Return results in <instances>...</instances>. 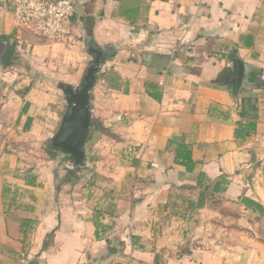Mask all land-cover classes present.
Returning a JSON list of instances; mask_svg holds the SVG:
<instances>
[{"label": "crops", "instance_id": "crops-1", "mask_svg": "<svg viewBox=\"0 0 264 264\" xmlns=\"http://www.w3.org/2000/svg\"><path fill=\"white\" fill-rule=\"evenodd\" d=\"M10 1L0 55L16 43L38 76L14 51L0 68V264H90L106 251L107 264H264V233L248 232L264 221L252 177L264 169V0H71L63 44L15 28ZM89 46L117 47L91 92L101 125L75 183L56 191L57 162L73 168L48 147L65 111L49 82L77 84ZM234 52L254 70L239 93ZM178 144L190 172L174 163ZM212 200L242 212L226 217L240 234L222 242L195 222Z\"/></svg>", "mask_w": 264, "mask_h": 264}, {"label": "water", "instance_id": "water-1", "mask_svg": "<svg viewBox=\"0 0 264 264\" xmlns=\"http://www.w3.org/2000/svg\"><path fill=\"white\" fill-rule=\"evenodd\" d=\"M91 57L87 67L77 84L59 83L65 111L57 130L48 141V145L55 150L69 155L72 159V168H83L86 166L85 146L90 131L93 127V113L91 108V92L94 89L97 74L102 65L109 57H114L117 52L116 46H102L86 49ZM13 53L12 45H8L0 55V68L7 66ZM236 65L235 91L239 93L244 87L251 84V74L254 72L248 64L244 63L234 52ZM106 251L100 258L90 261V264H107L111 258ZM155 264H160L156 259Z\"/></svg>", "mask_w": 264, "mask_h": 264}, {"label": "built area", "instance_id": "built-area-1", "mask_svg": "<svg viewBox=\"0 0 264 264\" xmlns=\"http://www.w3.org/2000/svg\"><path fill=\"white\" fill-rule=\"evenodd\" d=\"M8 10L15 28L40 40L63 44L73 36L71 0H11Z\"/></svg>", "mask_w": 264, "mask_h": 264}, {"label": "rangeland", "instance_id": "rangeland-1", "mask_svg": "<svg viewBox=\"0 0 264 264\" xmlns=\"http://www.w3.org/2000/svg\"><path fill=\"white\" fill-rule=\"evenodd\" d=\"M100 96H102V95L100 94ZM111 102H112V104H114L115 101L111 100ZM99 120L100 119L96 118V116H94V114H93L92 122L100 124ZM96 129H97L96 125L92 127L88 138H91L93 135H96ZM29 161L33 163L32 159H29ZM258 169H259V172L254 169V171L252 172L253 173L252 177L257 176L258 184H260L261 187L263 186L261 188V190H263L262 193L264 195V169L262 166H259ZM211 199H214V198H211ZM263 203H264V200H263ZM206 210H207V211H205L206 213H203V212L200 214L197 213L198 219L195 222H197V224L203 222V224H204V230L203 231H205L206 234L208 233V237H212V238L217 239L219 241L225 242L227 239L230 238V236L232 234L231 233L232 229H235L236 231L240 230V231H238L239 234L241 231H243L244 227H242L241 224H237V222L227 221V218H226V217L232 218V217H236V216L239 217V214H242V212L237 211L236 208L231 209L227 206H222V203H220L218 201L212 200L209 203V205L207 206ZM207 224L209 226V229L205 230V226ZM252 224L255 226L254 228H256V231H255V233H253V230L249 229L248 232L251 233L254 237L258 236L257 235L258 233H260V234L264 233V227H263L264 221L263 220L260 221L257 219ZM236 237H238V236H236ZM238 239H240V238H238ZM258 239H260V238H258Z\"/></svg>", "mask_w": 264, "mask_h": 264}, {"label": "trees", "instance_id": "trees-1", "mask_svg": "<svg viewBox=\"0 0 264 264\" xmlns=\"http://www.w3.org/2000/svg\"><path fill=\"white\" fill-rule=\"evenodd\" d=\"M13 51H14V57L15 56L17 57V60L20 62V66L24 69V71L26 73H28V76H30L29 74H31V76H35V77L38 76L37 73H33L32 68L29 67L28 60L21 62V59L23 57H27L28 54L25 51H22L21 49H19L16 43L13 44ZM27 59H29V57H27ZM45 78L46 77L43 78L44 81L46 80ZM58 79H60V77ZM51 82L52 83L49 82V85L53 89H57L59 91V93L61 94V91L57 87L58 81L55 79H51ZM59 83H60V81H59ZM95 125L97 128H99L97 123H93V126H95ZM104 133L106 135L110 136L108 132L104 131ZM48 147L50 149H52L50 146H48ZM58 152L60 154L64 155L63 160L67 159L70 162L72 161V159L69 155H67L61 151H58ZM50 160L56 166L54 156H52ZM174 163L183 166L188 172H190L193 169L194 161L191 158L190 149L186 145L178 144L176 146L175 154H174ZM57 167H58V169L53 172V182H54V187H55L56 191H58L60 188H62L63 186H65L67 184L69 185L70 183H75L74 181L77 180V177L75 175V171L80 169V168H73V169H68L65 167L62 168V164L61 163L58 164V162H57ZM241 202L246 206V208L256 210L259 213H263L262 207H260L258 204H256V202L254 200L250 199L249 197H245V196L242 197ZM155 258H154V261H155Z\"/></svg>", "mask_w": 264, "mask_h": 264}]
</instances>
